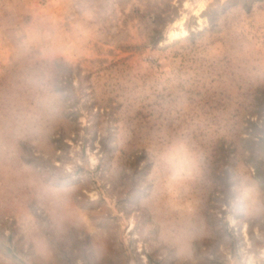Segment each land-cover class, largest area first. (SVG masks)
I'll return each mask as SVG.
<instances>
[{"label": "rangeland", "instance_id": "1", "mask_svg": "<svg viewBox=\"0 0 264 264\" xmlns=\"http://www.w3.org/2000/svg\"><path fill=\"white\" fill-rule=\"evenodd\" d=\"M40 56L70 61L76 102L43 140L13 142ZM183 133L205 159L173 200L153 152ZM0 143V264H83L99 243L103 264H237L244 246L264 248V220L225 203L227 172L264 187V0H0ZM186 220L201 233L180 258L160 237Z\"/></svg>", "mask_w": 264, "mask_h": 264}, {"label": "clouds", "instance_id": "2", "mask_svg": "<svg viewBox=\"0 0 264 264\" xmlns=\"http://www.w3.org/2000/svg\"><path fill=\"white\" fill-rule=\"evenodd\" d=\"M85 15H90L85 11ZM41 35L40 28L27 32L21 46L29 48L33 41ZM70 64L66 58H49L40 56L38 66L27 76V84L31 95V104L17 112L15 124L10 133L11 141L33 140L41 141L48 133L52 122L62 120L76 102V92L65 86V78L70 73L62 70ZM8 144L0 143V153L7 151ZM155 180L170 198L178 200L181 190L196 181L202 174L204 154L198 150L190 134L183 133L168 143L154 149ZM96 165L98 160L92 157L87 161ZM75 165L65 170L71 172ZM230 198L225 200L230 212H234L250 221L264 220V187L251 175L244 171L225 173ZM58 199V198H57ZM67 205V199L64 200ZM179 205H177V208ZM57 211L54 201L53 209ZM77 227L83 226L89 232H94L86 216L79 218ZM160 237V243L165 250H173L180 258H189L193 254L194 242L201 233L200 226L193 220L181 223L165 222ZM37 252L47 259L50 250L47 241L40 237L33 238ZM108 252L103 243L90 250L83 257V264H103ZM237 264H264V248L244 246L236 255Z\"/></svg>", "mask_w": 264, "mask_h": 264}]
</instances>
